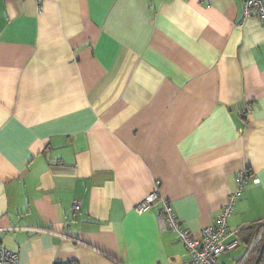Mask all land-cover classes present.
Returning <instances> with one entry per match:
<instances>
[{"label":"crops","instance_id":"1","mask_svg":"<svg viewBox=\"0 0 264 264\" xmlns=\"http://www.w3.org/2000/svg\"><path fill=\"white\" fill-rule=\"evenodd\" d=\"M243 3L0 0V247L184 264L162 201L136 207L160 183L199 239L248 171L228 219L243 260L264 222V26Z\"/></svg>","mask_w":264,"mask_h":264},{"label":"built area","instance_id":"2","mask_svg":"<svg viewBox=\"0 0 264 264\" xmlns=\"http://www.w3.org/2000/svg\"><path fill=\"white\" fill-rule=\"evenodd\" d=\"M243 7L247 18L252 17L255 13L264 26V0H244ZM249 175L250 173L248 171L240 173L238 189L230 195L227 204L223 207L216 222L202 230L199 239H194L191 231L182 227L173 207L162 197L159 190L160 183L157 184V190L136 207V212L142 215L149 211L153 205L162 201L163 206L158 216L159 228L161 230H170L177 234L179 241L185 244L189 252V259L184 264H219L218 259L221 255L234 250L240 244L239 240L227 242L231 236L228 233V219L235 210L236 201L241 197L243 192V183ZM80 209V202H75L73 211L79 212ZM263 241L264 222L260 224L259 233L255 235L245 258L239 264H246L251 254L255 251L257 252L261 247ZM0 264H19V256L4 247H0ZM259 264H264V256Z\"/></svg>","mask_w":264,"mask_h":264},{"label":"rangeland","instance_id":"3","mask_svg":"<svg viewBox=\"0 0 264 264\" xmlns=\"http://www.w3.org/2000/svg\"><path fill=\"white\" fill-rule=\"evenodd\" d=\"M243 253H244V250L242 248L241 249H236L233 252L229 253V255H225L223 260H225V262L227 261V264H235L234 260H237L238 258H240L243 255ZM245 256H246V253L243 256V259H244ZM256 256H257V252L255 251L250 256L249 264L251 262H253L254 259H256Z\"/></svg>","mask_w":264,"mask_h":264},{"label":"trees","instance_id":"4","mask_svg":"<svg viewBox=\"0 0 264 264\" xmlns=\"http://www.w3.org/2000/svg\"><path fill=\"white\" fill-rule=\"evenodd\" d=\"M252 229V234L250 235V237L249 238H247L245 241H246V243H248V247H250V245H251V243H252V239H254V237L253 236H255L256 234H258L259 233V231H260V225H257V226H254L253 228H251ZM264 244V241L262 242V244H261V246ZM263 256H264V254H263ZM254 261H255V259H254ZM254 261L253 262H251L250 264H253L254 263ZM55 264H78V262H76V261H66V262H56Z\"/></svg>","mask_w":264,"mask_h":264},{"label":"water","instance_id":"5","mask_svg":"<svg viewBox=\"0 0 264 264\" xmlns=\"http://www.w3.org/2000/svg\"><path fill=\"white\" fill-rule=\"evenodd\" d=\"M264 254V244L257 250V258L254 264H259Z\"/></svg>","mask_w":264,"mask_h":264}]
</instances>
